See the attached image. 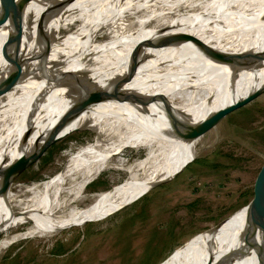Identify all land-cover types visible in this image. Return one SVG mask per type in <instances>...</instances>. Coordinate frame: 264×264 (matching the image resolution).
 Instances as JSON below:
<instances>
[{"label": "bare ground", "instance_id": "6f19581e", "mask_svg": "<svg viewBox=\"0 0 264 264\" xmlns=\"http://www.w3.org/2000/svg\"><path fill=\"white\" fill-rule=\"evenodd\" d=\"M16 3L22 17L20 40L16 49L7 44L2 55L1 47L16 34V27L3 16L0 1V79L12 75L16 63L19 66L15 83L0 94V167L20 154L39 151L69 105L96 86L110 89L134 60L131 76L115 85L118 99L87 104L55 135L60 139L83 125L101 130L129 114L136 120L134 115L141 111L144 117L136 126L129 124L123 134L109 136L102 131L96 141L73 150L70 145L60 168L44 179L26 184L11 180L0 193V209L6 208L0 221V249L23 237L85 223L169 177L194 157L197 136L222 117L208 114L264 83V0ZM68 24L71 29L60 33ZM180 31L190 36L153 47L163 35ZM100 36L105 38L97 41ZM134 46L137 56L131 52ZM68 79L67 86H59ZM128 147L145 153L124 166L127 177L79 204L85 184L110 159L124 164ZM17 225L22 227L15 229ZM261 245L264 234L243 214L226 235L210 236L190 248L205 252L175 264H196L206 255L200 264H260L257 246ZM174 258L158 264H172Z\"/></svg>", "mask_w": 264, "mask_h": 264}, {"label": "rangeland", "instance_id": "374dc122", "mask_svg": "<svg viewBox=\"0 0 264 264\" xmlns=\"http://www.w3.org/2000/svg\"><path fill=\"white\" fill-rule=\"evenodd\" d=\"M70 29L69 24L65 25L60 33ZM104 38L100 36L97 41ZM130 116L111 120L101 125V130L76 129L53 141L18 173L14 182L26 184L52 175L64 162L66 154L63 152L70 145L73 150L87 141H96L102 131L109 136L123 134L129 124L136 126L143 119L144 112H137L136 120ZM198 137L194 157L165 181L150 185L122 207L109 209L85 223L8 243L0 249V264H150L192 232L212 225L246 201L252 180L263 161L264 90L224 114ZM30 141L24 142L23 146ZM126 152L124 164L118 165L110 159L108 166L85 184L79 204L88 203L91 194L110 189L124 180L129 174L124 166L145 153L130 147ZM244 208L231 211L217 228L212 226L198 232L165 261L175 257L172 260L175 264L205 252L190 248L210 236L226 235L232 224L246 213ZM5 213L6 208H1L0 221Z\"/></svg>", "mask_w": 264, "mask_h": 264}, {"label": "water", "instance_id": "95a60500", "mask_svg": "<svg viewBox=\"0 0 264 264\" xmlns=\"http://www.w3.org/2000/svg\"><path fill=\"white\" fill-rule=\"evenodd\" d=\"M0 1L3 5V8H4L3 16L5 15V17L10 18L12 24L16 27V34H14L10 38H8L1 47V53H2V55H5L4 51H5V47L7 44L13 43L14 49H16V47L18 45V42L20 40V25L22 23V17H21V13H20L18 4L16 3V0H0ZM50 16H52V11L48 14V18ZM188 36H190L189 33L183 32V31L165 34L153 45V47H160V46L168 45V44H171L175 41H179L181 39H184ZM35 45H36V43H35ZM131 52H132V54H134V56H137V54L139 53L137 46H134L131 49ZM207 52L214 57H217L220 59H226V56H223V55H221V53H218L216 51L207 50ZM42 54L44 56L47 55L45 51L43 53H41V55ZM136 62L137 61L134 60L133 63L129 65V68L126 71V73L120 75L118 77V79L116 80V82L114 83V85L110 89H106V88H103L101 86H96V87H94L92 92L87 94V96L85 98L81 99L80 101H78V100L74 101V103L69 105V107H67L61 113V115L55 121V123L52 126L49 133L43 139L44 143H43V146L41 147V149L39 151H36L33 154H31V153L30 154H20L19 156H17L16 158H14L10 162H8L7 164L1 166L0 167V193L4 192L7 189L8 184L11 182V180L15 179V177L18 175V173H20L29 163H31L32 161H34L38 158V156L40 155V153L43 151V149L46 146L51 144L53 141L59 139L55 135L56 132L58 131V129L65 122L70 120L77 112H79L82 108H84V106H86L89 103L104 100V99H111V98L118 99L119 94H118V91L116 90L115 85H118L119 83L124 82L125 80H127L131 76V74L133 73L134 67L136 66ZM18 67H19L18 63H16V69H15L14 73L12 75L9 74L8 76H5V77L0 79V94L7 91L13 85V83H15L16 79L19 76ZM70 79H71V77H70ZM35 80H37L36 77H35ZM71 80L68 79V81H62L61 83H59L60 84L59 86H67L69 84V81H71ZM263 90H264V83L262 85H260L259 87L249 91L243 97H240V98L234 100L233 102H231V103H229V104H227L221 108L214 110L213 112L208 114V116L221 117L224 114L228 113L229 111L245 104L246 102H248L250 99H252L256 95H258ZM164 109L167 113V108L165 106H164ZM83 128H89L90 129L91 127L87 126V125H83V126H79V127L75 128L73 130L83 129ZM91 129H93V128H91ZM165 180L166 179H162L159 182H162ZM159 182H157V183H159ZM153 184H156V183H153ZM153 184H151V185H153ZM123 205H125V204H123ZM241 206H244L246 208L245 215H246L248 222L251 224V227L260 230L264 234V157H263V161L260 164V167L258 168V171L256 172V174L252 180V184H251V188H250V194H249V197L246 199L245 202L241 203L240 205H238L235 208H233L232 210H230L223 217L218 218L216 220V222H214L212 225L192 232L186 238L182 239L179 243L174 245L166 254H164L163 256H161L160 258H158L157 260L153 261L150 264H158L159 262H162L163 260H165L167 257H169V255L176 248L184 245L191 237L196 235L198 232L208 230L212 226L214 229L217 228L224 220H226L228 214L231 211H233L234 209L241 207ZM257 254L260 255L259 263L264 264V246L263 247H262V245L257 246Z\"/></svg>", "mask_w": 264, "mask_h": 264}]
</instances>
